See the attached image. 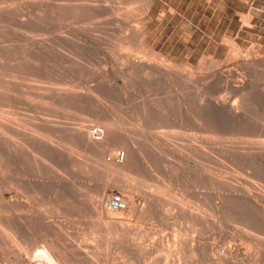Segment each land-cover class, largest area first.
I'll return each instance as SVG.
<instances>
[{
    "label": "bare ground",
    "instance_id": "1",
    "mask_svg": "<svg viewBox=\"0 0 264 264\" xmlns=\"http://www.w3.org/2000/svg\"><path fill=\"white\" fill-rule=\"evenodd\" d=\"M20 1H25L27 3L26 7H24V5L22 4L24 2L21 3ZM62 1H63V3H61V1H59L60 2L59 3L58 0H0V254L4 255L5 258H3V259H6V262H7V260L9 259V255L13 254L14 249H17V250L22 251V255L16 256V254H15V257L13 258V259H15V263L12 260L13 261L12 264H20V263H22V264H49V263H52L51 262L52 258L50 257L49 254H47L45 256L41 255L39 246L41 243H43V241H41V239L39 237L38 238L33 237L34 233L32 235V230L29 227L32 224L28 226L29 223H27L28 220L26 221V218L24 220H20V218H19V220H16L14 217L9 215V213L16 211L18 208L23 207V206L19 202V200L16 201V200H11V199H6V193L7 192H16V195H18V196H26L27 195V197H28V194L29 193L31 194L30 191H32L33 186H35L34 185L35 182H39L40 184L41 183L43 184V187L45 184V187L48 188V189H45V191L48 190L47 194H49V195H51V197L55 198V196H57V194L59 192H62L64 190L66 191V189L68 190V188H65L64 190H62L64 187L63 182H65V181H63L64 177L61 176V173H59L60 171L57 172L54 170L56 166L58 167V165L63 164L65 161L66 162L67 161L74 162L77 165H79V167L84 168V170L87 169L89 171L96 172V173L101 172L102 174L101 173L100 174L104 175L105 178H107V179L110 176H114L115 178L117 177L118 180L121 181L122 183H124V182L127 183L126 181H128V184H131L130 182L133 181V183L131 185H129V186H131L128 190L129 195L133 191L138 193V191L140 190L145 194V196L147 197L146 199L150 202L149 206L143 210L142 208H139V207L137 208L136 205H135L136 207L134 205H132L131 199L129 197L127 198V196H125L126 198L124 200L126 202V208L124 210H122V211H109V210H107V207H106V201H107L108 195L106 194L105 189H104V188H106V187H104L105 185L103 186L104 188H101L95 195H90V193L87 195V193H88L87 191L82 192L81 193L82 195H80V193H79L80 196H78V193H77V196L82 198V199H83V197H81V196L84 195V197H85L84 199H85L86 203L88 204V207L91 208L90 210L94 213L93 215H96V217H97V219H95V220H97V221H95L97 223L96 225L100 226L103 230H105L107 232V235H106L107 240L109 239L108 234L110 236H111V234H113L112 236H115L113 238L116 240H114V239L113 240L117 243V245H114L116 243H114L113 240L111 239L112 242L114 243L113 244L114 246L123 245V244L126 245L131 240H133V238H136V236H137V233L134 230L136 233V236L134 235L132 237V239L128 242V240L131 238V237L129 238L128 236H130L134 233L131 231V229L133 227L131 228V227H128V225H126L127 228H125L123 226V224L125 223L124 219H126L125 215H127L126 217L128 219H129V215H131V216L133 215V216H137V217L143 216L145 218V215L148 217L147 214L149 212L151 213L153 210L159 211L158 209L152 210V208H151L152 206H155V208L156 207H162L163 202H164V204H166L165 203L166 201H169L170 203L173 202L174 204L175 203L181 204L185 201L184 198H183L184 201L177 199L176 197H178L179 195L172 196L173 194L171 195L169 193V191L167 190L168 187H166V188L164 187L166 185L163 186V184H161V183L158 184V183L150 182L154 178L153 179L150 178L149 181L146 179L149 177L148 175L151 172L148 175L144 176V174L146 172L145 173H144V171L142 172V168H145V169H148V171H151V168L153 166L150 165V166H152L150 168L149 162H148L149 159H148V161H146L147 159L145 160L143 158L144 157L143 154L145 152H143L142 155L140 154L141 153L140 150H141L143 144H141V146H140L141 148H140V150H139L140 152H139L137 150L139 147L138 148L136 147V144H137L136 142H135L136 144L134 145V141L132 140L133 136L132 137L130 136L131 132L129 133V130H128V128H130L131 125H133L135 130L136 129L141 130V128L136 123V121H135L136 119L134 120L131 117V115L130 116L127 115L126 117H121V118L112 117L111 116L112 110H110L111 112L109 113V111H108L109 108L106 109V106L107 107L110 106V105H106L108 100L104 103V100L109 98L108 96H106L107 98L105 97L106 99L101 97L102 98L101 100L104 99L103 102L97 101L96 103H93L91 100L90 104L94 105V107H95V108L89 107V109H88L89 110V116L91 118L90 119L89 118H83V120H80L82 122H80L76 125H73V126L67 125L68 123L66 124L67 126H64L65 124H63V125L60 124L61 125L60 126V125L56 124V121L55 122L51 121V119H53V118H51L49 120V117L48 116L46 117L43 114L42 115L45 117H43V116L37 117L36 115H38V114L40 115V112L42 113V111H43L42 110L43 107L41 105H40V109H39L40 111L38 110V113L36 111L37 114L34 115L36 117H32L29 119H26V117L24 118L23 115L25 113H23V112L27 111V109H23L22 117H18V115L16 113L17 109L15 110V108L17 107V104H19V102H23V101L28 102V100H33L34 98L36 100V103H35V100L33 102L35 104V106L37 104H42L44 106V102L41 100L42 95H39V94L36 95L35 94L36 96H38V98H36L33 94L34 98H32L29 95V92L26 91L27 89L35 90L33 88H37L38 90L48 91L49 93L50 92H56L58 94V99L55 102L53 101L54 103L51 102V106H53V107L55 105L66 106L68 104L67 102H69V99H78L79 100L80 97L83 96V95L79 94L80 92L78 93V90L76 92L72 88H63V89L59 90V89H56L55 87H53L52 85H51L52 87L50 85H48L49 87H46L47 86L46 85L45 86L46 88L39 86V85L44 84V83H42V82H44L43 80L46 78V76L48 77V75H46L47 71L49 69V67H48L49 64L47 63V60L50 58V54H51V53H48L49 52L48 47L51 46V45L49 46L48 44L51 41H54V39L53 40L50 39L51 41L48 43V40L46 41L45 38L47 35L50 36V34H52V37L54 36L61 41L65 40V41L69 42L66 39H71L70 36L72 37V35H73V37H75V35H76L75 33H80L82 35L83 34L86 35L89 39L91 37L93 40H95L96 42L99 43V41H97V40H99L101 36L99 34L95 35V32L93 34V28H91L90 25L94 22L93 19H95L96 17H99V19H100V16L105 17L107 22L114 24L115 29H116L115 33H116V31L118 32L115 34L119 38V39H117L115 37L117 39V41L119 40L118 43H116L117 41L115 42V40H114L113 44H115V45H113V48H110V47H112V44L109 47L110 49L107 48V50L112 49L111 52L109 50L107 52L106 51H103V52L104 53L109 52V54H107V55H109V57H110V54L112 53V57H110V58H113L114 61L117 60L122 65H125L124 73L126 76L124 75L123 77H125V81H126L127 85H129V84L133 85L134 80H136L135 77L139 75L141 77H144L147 80V82L148 81H150V83L152 81L155 82V84H150V85L155 86V85H157L156 82L157 83L159 82L158 84L161 83L164 85L166 84L168 86L175 87L176 88L175 93H176L177 89H178V91H181V93L179 95H177V98H178V100H180V103L185 105V109L187 106H190V104H191V107L193 108V113H194L193 115L194 116H192L190 118H193L192 120L195 123V125L199 127V130L200 131L202 130L203 133L205 132L204 134L207 135V136H204V135H201V136L207 137L208 139H211V143L214 142V140H215L216 142H219L220 145L221 144L225 145L223 147L218 146L220 148L216 147L217 148L216 150L218 151V152H216L215 148L213 147V146H217L216 142H215L216 145L213 144V146H212L208 143L209 141L205 138V140H207L206 141L207 145L205 143H203L201 145L200 144L195 145V144L190 142V141H192V140H190V135H189V137L187 135V137L189 138V139H187V142L190 140L189 142L191 144V147L193 146L192 147L193 151L195 153L203 156L204 159H208L209 161L210 160L213 161L216 166L219 165L222 168L224 167L223 169L221 168L222 170H225V167H226V166H224L225 162H223V159L221 160L220 157H219V159H217V156L216 157L213 156L214 154H212L211 152H215V154L217 153L221 157H223V156H225L226 158L229 157L231 160H232V158H236V159L240 160L243 168L241 169L240 173L239 172L237 173V177H236L237 183L233 184L230 182L231 180L228 181L225 178L222 179L223 177L219 178L216 175L217 176V178L215 177L216 180L224 181V183L226 184L225 185L226 188L224 189V193L220 190L222 192V194L214 196L215 200L213 199L214 202L212 201L213 205L211 203V205H212V206L210 205L211 207L208 205L207 206L209 207L208 208L209 210L210 209L212 210V213H211L212 215L213 214H219V215L221 214L222 217L225 218L227 221L230 220L229 222H231V224L233 222V224H235V226L237 228H239L240 232L245 233L246 236L249 235V236L253 237V240H254V238L261 240L262 244L264 246V189H263L264 186L262 184H260V182L264 183V140H261L259 138L247 137L251 133L248 134L246 132L250 128V125H251V123H250L251 120H249L247 118V116H249V114L247 115L248 104L250 103V100L255 98V96L259 97V99H260V97H261L260 95H262V93H260L261 91H258L259 93L258 92L256 93L255 87L252 84L253 83L252 81L254 80V77L256 75H252V73H251V75L253 76V78H252V76L249 74V76H251L250 78H252L253 80L247 79L248 77L245 78L243 76H241L242 78L238 79L237 76H239V74L235 70H231L230 67H229L230 69L229 68L226 69V66H222L221 61H219L220 59L214 60L213 57L212 58L209 57L211 59V60L209 59L210 63H208L209 62V60H208V62H207L208 65H203V60L207 57V56L205 57V55H203L201 59L199 58L200 59V61H199L200 67L198 69H195L193 66H191L192 64H183L182 65V64H177V63L173 62L166 55H164L160 52H157L156 50L153 49V47H150L149 45H147L146 40L148 37V33L146 31V26H147L146 21L137 22V24H135V25L129 24V20L127 19L128 14L127 15L125 14V12H127V13H128V11L130 12V10H128V8L126 7L127 5L121 7V5L118 6L119 4L112 5L113 3H111L112 6L111 5L107 6L108 4H105V3L103 4V0H62ZM118 1L119 0H117V2ZM121 1L122 0H120V2ZM154 1L155 0H123V3L122 2L121 3H122V5H124V2H127V3L130 2L128 4V6H129V5H134V4H131V2L132 3L136 2L137 6L134 5L135 8H132L131 6H129V7H131L132 8L131 10H133V11L136 9V13H137V11H139V14L137 13L139 16H145V15L149 14V11H151V8L154 4ZM19 2L21 4L18 5L17 3H19ZM104 2H106V1H104ZM27 7H29V9L31 11L29 9H27ZM123 7L124 8L126 7L127 11H124ZM129 14L133 15V16L137 15L135 13H134L135 15L131 14V13H129ZM130 18H131V16H130ZM132 18H134V17H132ZM132 18H131V20H132ZM140 18H142V17H140ZM91 19L93 22L90 21ZM60 20L63 22H61ZM90 22H92V23L89 26L85 25L87 23L89 24ZM95 22H98V20H96ZM62 23H65L66 26L63 24L64 26L61 28ZM130 23H131V21H130ZM73 24H75V25H73ZM101 24H97V25H100V28H101V26L104 25V24H102V25ZM95 25H96V23H95ZM95 25H93V26H95ZM109 27H108V29H106L105 27L104 28H105V30L109 31V29H110ZM97 29H99V28H97ZM110 30L112 31V29H110ZM94 31H97V30L95 29ZM103 31H104V29H102L101 32H103ZM98 32L100 33L99 30H98ZM30 33L32 34V36ZM104 33L107 34V36L105 34L106 38L110 39V40H111V37L115 36L112 34H111L112 35L111 36L109 34V32L108 33L103 32V34ZM27 34H30V36L33 38V40L32 39L30 40L29 38H31V37ZM108 34L111 37H109ZM105 36H103V38ZM2 37L4 39L7 38L6 39L7 41H5L4 39L3 40L5 42L2 41V39H1ZM35 37L36 38L39 37V38H37V39H39V41L37 39H35ZM48 37H47V39L51 38V37H49V38ZM15 39H18V41L21 40L23 42L19 41L20 42L19 43ZM72 39L74 40V38H72ZM92 39H90V40L93 42ZM107 39H106V41L109 42L110 40L108 41ZM70 41H72V40H70ZM83 41H81V42H83ZM102 41L104 42L105 40L102 39ZM106 41L104 42L105 44H106ZM72 42L74 43L75 41H72ZM78 42H80V41H78ZM81 42H80V44H81ZM83 43L81 45H83ZM98 43H96V44H98ZM109 43H107V45ZM111 43H112V40H111ZM229 43H230V48H229L228 56H227V57H229V59L226 58V61L229 60L239 70L244 71L245 75H246V72H247V75H248V72H251L252 70L254 72V70L258 67L264 68V57L263 56H258V55H254V54L253 55H247L245 53H244L245 55H242L238 49L234 48L233 42H229ZM93 44H94V42H93ZM67 45H68V43H67ZM88 45H90V44H88ZM98 45H101V43H99ZM103 45L104 44H102L101 46L103 47ZM84 46H85V43H84ZM101 46H99V47H101ZM105 46L106 45H104V47ZM108 46H106V47H108ZM87 47H89V46H87ZM95 47H97V45ZM121 48L126 49V52H125L126 54L124 53L125 55L121 56V57H123L122 61H121L120 57L118 56V55H120L118 50H120ZM102 49L104 50V48H102ZM50 51H51V49H50ZM54 53H58V52H54ZM47 57H48V59H47ZM76 61H77V59H76ZM50 62H51V58H50L49 63ZM84 63H86V62H84ZM99 64H101V63H99ZM52 66H54V65H52ZM57 66H55V67H57ZM51 67H50V69H51ZM52 68H54V67H52ZM59 68H61V70H62V67H59ZM90 68H92V67H90ZM263 68H261V69H263ZM83 69H85V68L83 67ZM56 71L52 70L49 72L50 73L53 72V73H51V75H52ZM121 71H122V69H121ZM121 71H120V73H121ZM93 72H94V70H93ZM60 73H61V75H63L62 72H60ZM102 73H103V71H102ZM122 73H123V71H122ZM122 73H121V75L120 74L119 75L117 74V75L120 77V76H122ZM257 73H256V71L254 72V74H257ZM90 74H91V72H90ZM103 74H105V73H103ZM258 75H261V74L258 73ZM106 76L104 77L105 80L107 79ZM261 76H263V74ZM260 78H262V77H260ZM258 80H256V81H258ZM103 81H104V79H103ZM34 82H38L39 84H35ZM100 82H101V80H100ZM100 82L98 83V86L96 85L97 88L100 87V85H99ZM111 82H113V80H111ZM131 82H132V84H131ZM254 82H255V80H254ZM110 83L109 84L107 83V84L110 85ZM52 84H54V83H52ZM105 84H104V87L106 88V90L108 89V91H109V89H111V88H108V87H111V86L107 87V85L105 86ZM123 85H125V84H123ZM127 85H125L124 87H128ZM114 86H115V84H114ZM154 86H152V87H154ZM157 86H155V87H157ZM159 86L163 87L162 85H159ZM255 86H256V84H255ZM22 87H25L27 89L24 90V88H22ZM220 87L221 88L223 87V89L227 88V91L229 89L231 92V95L232 96L234 95V97L236 96L237 99L234 100L235 98H231L234 100V101L233 100L231 101L229 99V97H230L229 95H228V97H225V95H223V96H220L219 94L217 95V90H218V88L220 89ZM260 87L261 86H259V88ZM115 88H116V86H115ZM128 88H126L125 91L129 90ZM132 88H134V87L132 86ZM161 89H165V88H161ZM167 89H168V87H167ZM172 89H170L169 91H171ZM117 90H118V92H115L116 90L114 91V88H113V90H110V91H114L115 93L113 92V94L115 96L116 93H118V95H119L120 89H117ZM131 90L134 92L133 89H131ZM178 91H177V93H179ZM109 92H106V93L108 94ZM123 92L124 91H122L121 93L123 94ZM192 92H194V94H192ZM38 93H39V91H38ZM128 93H131V92H128ZM171 93H173V90ZM218 93H220V91ZM226 93L227 92L225 91V94ZM88 94L91 95V93H89V92H88ZM136 94H138V93H136ZM148 94H150V93H148ZM43 95H45V94L43 93ZM118 95H116L117 99H118ZM133 95H134V93L131 94L130 96L133 97ZM192 95H193V99H192ZM86 96H88V95H86ZM103 96H105V95H103ZM116 96H115V98H116ZM94 97H95V95H94ZM110 99L111 98H109V100ZM262 99H260V102L262 101ZM134 101H135V99L133 100V102L131 100V103H133V105H135L137 103L136 101H135L136 103H134ZM29 102H30L29 105L32 104L34 106V104L31 103V101H29ZM117 102H119V101H117ZM192 103H194L195 105ZM47 104H49V103H47ZM104 104H105V107H104ZM254 104H256V106H257L258 103H253V105ZM261 104L263 105V103H261ZM33 106H32V108H33ZM62 106H60V107H62ZM143 106L144 105H142V106L140 105L137 110H138V112L140 111L139 113H141L142 119L146 120V123H147V119L150 117L149 111L151 112V109L150 110L148 109L149 105H145V107H143ZM37 107L39 108V105H37L35 108H37ZM140 107H142V108H140ZM35 108L33 110H35ZM48 108L45 107V109H47V110L44 109V111H48L49 110ZM64 108H66V107H64ZM139 108H140V110H139ZM145 108H147V109H145ZM253 108H254V106H253ZM28 109H30V108H28ZM52 109H54V108L51 107L50 112L53 111ZM56 110H57V108H56ZM250 110H252V108ZM60 111L62 112L63 110L61 109ZM185 111H187V110H185ZM27 112H29V111H27ZM32 112H34V111H32ZM173 112H175V111H173ZM187 112L189 114V111H187ZM249 112L252 113L253 111H249ZM54 113H55V111H54ZM183 113H184V111H183ZM66 114H68V113H66ZM133 114H134V112H133ZM81 115H83V114H81ZM25 116H26V114H25ZM190 116H191V113H190ZM152 117L153 116H151V118ZM183 118H184V116H183ZM249 118L251 119V117H249ZM148 120H152V119H148ZM181 122H182V120H181ZM92 124H99V125H102L104 127L105 135L101 141L97 142V141L91 140L89 133H88V130H89L90 125H92ZM71 125H72V123H71ZM128 125H130V127ZM144 125H146V124H144ZM144 125H143V127H145ZM183 125H185V123ZM147 126H148V124H147ZM198 127H196V129ZM251 127L253 128V126H251ZM142 131H141V134H142ZM262 132H263V130H262ZM159 133L160 132H158L157 134H159ZM161 133H163V132H161ZM259 135L261 136L262 134H259ZM160 136H161V134H160ZM187 137H185V138H187ZM203 137L201 139H203ZM142 141L140 139V142H142ZM189 142L186 144L190 145ZM203 142H204V139H203ZM143 143H144V141H143ZM153 146L151 145L152 148H153ZM185 146L187 147V145H185ZM186 147H185V149H186ZM117 148L118 149L122 148L124 150V153H125L124 159L121 163L117 162L114 159V155L117 151ZM153 149L155 151L159 152L156 149V147ZM188 150H191V149H188ZM78 151H81L83 153L82 158H78L74 155ZM193 151H191V152H193ZM160 152H161V150H160ZM145 156H148V155L146 154ZM201 156H200V158H201ZM145 158H147V157H145ZM226 158H225V161L227 160ZM230 159H228V160H230ZM235 160H233V161H235ZM239 160H237V161H239ZM153 161H155V160L153 159ZM153 161H151V162H153ZM236 162H234L233 164H235ZM53 164L55 165V167ZM211 165H213V164H211ZM201 166H202V164H201ZM207 166H208V168H210L209 164H207ZM219 166H218V169L221 170L219 168ZM239 167H241V165H239ZM159 168H160V166H159ZM172 168H174V167H172ZM205 168L206 167H203V171ZM237 168H238V166H237ZM191 169H193V168H191ZM211 169H215V168L213 167ZM231 169H230V171H231ZM185 170H186V168H185ZM188 170H189V168H188ZM196 170L194 172L196 174H198L197 173L198 171L196 172ZM237 170H239V169H237ZM207 172H205L204 176L206 175ZM213 172L210 171L208 173L211 174ZM96 173H93V174L97 175ZM189 173H191V171ZM195 173H193V174L195 175ZM203 173H202V175H199V176H201V178L203 176ZM219 173H221V171ZM225 173L227 174V170L225 171ZM225 173L223 172V174H225ZM234 173H235V171H234ZM100 174H98V176H100ZM158 174H159V172H158ZM213 174H211L210 176H213ZM194 175H193V177H194ZM214 176H213V178L212 177L209 178V176H205V179H206V177H208L209 179L212 178V181H213ZM65 177H66V175H65ZM195 177H197V175H195ZM102 178H103V180L105 179L103 176H102ZM109 179L107 181H109ZM111 179H113V178H111ZM106 180H105V182L108 183ZM258 181H259V183H258ZM113 182H114V185L119 184V182L117 180L116 181L114 180ZM113 182H111V184H113ZM149 182L151 183L152 187H154L155 190H152V191L150 189H149L150 191L148 190V188H151V186L149 187V185H150ZM193 183H192V185H193ZM116 186H118V185H116ZM122 186H118V188L122 187ZM124 187H125V185L122 188L124 189ZM194 187L195 186H193V188ZM126 189H125V191H127ZM70 191H72V190H70ZM123 193H126V192H123ZM143 193H140V194L143 195ZM132 194H134V192ZM201 194H203V193H201ZM60 195H61V193H60ZM86 196H88V197H86ZM58 197H59V194H58ZM57 198H55V200ZM200 199L201 198H199V202H200ZM23 200H25V199H23ZM51 200H53L55 203H57L56 201L58 199L56 201L54 199H51ZM147 200H146V202H147ZM173 200H176L177 202H175ZM217 200H218V202H217ZM201 201H202V199H201ZM146 202H144V203H146ZM186 202L191 203V201H189V200L185 201V203ZM25 203L27 204V202H25ZM83 203L84 202H82V204ZM68 204H67V206H68ZM150 204H151V206H150ZM179 204H177V206ZM146 205H148V204H146ZM167 205H168V203H167ZM186 205H187V203H186ZM198 205H200V204H198ZM196 206H197V204H196ZM167 207H170V206L168 205ZM183 207H181V208H183ZM199 207H202V206H198V208ZM190 208H192V207H190ZM161 209H164V208L163 207L160 208V211H163ZM166 209L167 210H164V211L169 210V208H166ZM178 209H179V207H178ZM188 210L190 211L189 208H188ZM204 210L207 211V209H202V211H204ZM155 211H153V212H155ZM183 211H186V210L183 209ZM192 211H190V212L192 213ZM1 212L3 214H1ZM74 212H75V209H74ZM110 212L116 213L115 217L112 220H110L109 216H108L109 215L108 213H110ZM181 212H182V210H179V213H181ZM188 212H185V214ZM209 212H211V211H209ZM160 213L161 212H159V214ZM182 213H184V212H182ZM206 213H208V212H206ZM192 214H194V213H192ZM201 215H203V214H201ZM131 216H130V218H131ZM196 216H198V215L196 214ZM204 216H206V215H203V217ZM189 217L191 219V216H189ZM199 217L201 219V216H199ZM209 218H210V221L213 223V221H212L213 219H211V217H209ZM40 220L47 227L45 237H47L48 241L44 240V243H43L46 246V249H49V250L54 249L55 254H58L56 250L62 249V253L60 254V258H61L62 263L79 264L80 263L79 261H78L79 263L76 262V260L79 259V256H81V254H80L81 252H79V250H80L79 247L72 244L68 240L67 236H65L64 232L63 231H62L63 233L61 232V230L59 229L60 227L58 228V226H56L54 223H51L50 222L51 220L49 222L43 221L44 219H40ZM203 220H206V219H203ZM207 222H209V221H207ZM222 222H223V220H222ZM126 224H127V222H126ZM94 225L95 224H92V226H94ZM213 225H215V223ZM131 226H133V224ZM94 227H96V226H94ZM137 227H139V226H137ZM128 228H129V230H128ZM102 229H101V231H102ZM130 231L132 232V234L130 233ZM90 232H92V231H90ZM140 232L141 231H138V233L141 235ZM176 233L177 232H174L175 236H176ZM243 233H241V234H243ZM101 234L102 235L104 234V235L102 236ZM101 234H100L102 236L101 239H103V237H105V233L101 232ZM174 234H173V238H175ZM140 235H139V237H142ZM199 237H200V235H199ZM137 238H138V236H137ZM176 238H178V241H180L179 239L181 238V236L176 237ZM98 239L101 240L100 238H98ZM105 240H106V238H105ZM111 240H110V242H111ZM139 240H141V239H139ZM147 240H149V239L147 238ZM185 240L186 241L178 242L175 239L174 244H175V241L177 242V244L180 243L181 249H183L184 247H182L183 246L182 244L189 246L188 245L189 242L193 243V242H191L192 240L187 241V238ZM140 242L142 244V241H140ZM186 242H188V244ZM222 242H225V240ZM102 243H103V241H102ZM133 243L131 242V244L134 245V247H132V248L136 249L135 246H138V245H136L135 243H137V242L134 241ZM198 243H200V242H198ZM202 243H200L197 246L193 245L192 247H195V251L197 250L196 253L198 252V254L200 255L199 257L203 258V260L205 259V261H206L205 263H207V264H230V263H234V260L236 259V254L232 250L233 247H231L230 245H227L228 243L226 244L225 247L223 246V248H218L216 245H214V242H212L213 244H209V243L208 244H202ZM244 243H246V242H244ZM259 243L261 246L262 245L261 242H259ZM107 244H108V242H107ZM154 244H155V242H154ZM133 245H129V246H127V248H130V246H133ZM164 245H165V243H164ZM258 245L259 244H257V246ZM161 246H162V244H161ZM161 246H160V249L163 248ZM173 246H175V245H173ZM176 246H179V244ZM95 247H96V249L98 248L97 246H95ZM122 247L124 249H126L124 247V245ZM139 247H142V245L140 246V244H139ZM143 247H145V246H143ZM248 247H250V246L247 245V248ZM252 247L250 249H252ZM108 248L109 247H107V249ZM148 248H145V249H148ZM178 248L179 247H177V249ZM255 248H257V247L255 246ZM114 249L116 250V248H114ZM119 249H120V255H123L122 254L123 251H121V248H119ZM174 249L176 250V248H174ZM187 249L189 250L188 247H187ZM115 250H113V251H115ZM117 250H116V252H117ZM136 250H138V248ZM148 250L146 251V250L142 249V251H146V252H148ZM167 250H164V249L162 250L165 253V254L163 253L165 255V257H169V255L167 253H170V252H168ZM169 250H171V248ZM183 250H182V253L184 254V252L186 250L185 251H183ZM247 250L249 252V253L247 252L249 255L251 250L250 251H249V249H247ZM94 251H97V250H94ZM134 251L132 250L133 256H134V254H133ZM165 251H167V253ZM195 251L193 250L192 253L191 252H187V253H191V255H194ZM34 252L36 253V255H34L35 254ZM128 253H127L126 258L129 257ZM139 253H138L139 256H143V255H141V253H142L141 250L139 251ZM179 253H180V251H179ZM84 254H85V256L87 255V253H84ZM151 254H152V252H151ZM163 254H162V256H164ZM166 254H167V256H166ZM252 254L256 258L258 257L259 260H260V258H261V260L263 259V262H264V253L260 254L258 252V249L257 250L255 249L254 253H252ZM105 256H107V255L105 254ZM124 256H126V253L124 254ZM135 256H134L135 258L139 257V256L137 257V255H135ZM185 256H186V254H185ZM82 257H84V256H82ZM134 257L132 258V260L134 259ZM196 257H198V256H196ZM248 257H250V256H248ZM119 258H120V256H119ZM122 258H124V257H122ZM130 258H131V256H130ZM130 258H129V260H130ZM139 258H142V257H139ZM186 258H187V256H186ZM188 258H189V256H188ZM256 258H255V260H256ZM109 259L107 258V260H109ZM111 259L113 260V258H111ZM200 259H199V261H201ZM142 260H144V259H142ZM150 260H151V258H150ZM157 260H156V262H158ZM186 260H188V259H186ZM195 260H196V258H195ZM240 260H242V259L240 258ZM246 260L248 261L247 258H246ZM82 261H81V263H82ZM109 261H111V260H109ZM247 261L242 262V264L247 263ZM140 262H141V259H140ZM255 262H257V260ZM255 262H253V264ZM145 263H147V261ZM148 263H150V261H148ZM234 264H236V263H234ZM259 264H260V261H259Z\"/></svg>",
    "mask_w": 264,
    "mask_h": 264
},
{
    "label": "rangeland",
    "instance_id": "2",
    "mask_svg": "<svg viewBox=\"0 0 264 264\" xmlns=\"http://www.w3.org/2000/svg\"><path fill=\"white\" fill-rule=\"evenodd\" d=\"M59 1H61V3H63L62 0H58V2ZM104 1H106V2L108 1V2L106 3ZM20 2L21 3L24 2L22 4L24 5V7H26L27 3L25 1H20ZM20 2L17 4L18 5L21 4ZM121 2L123 3V0ZM121 2H120V0L118 2H117V0H114V1L113 0L112 1L111 0H103V4L104 3L108 4L107 6H110L111 3H113L112 5L119 4L118 6L121 5V7L127 5L126 7L128 8V10H130V12L129 11H128V13L125 12V14L126 15L128 14L127 19L129 20L130 25H135V24H137V22L146 21L147 22L146 31L148 33V37L146 40L147 45H149L150 47H153V49L156 50L157 52H160V53L166 55L173 62H175L177 64H182V65L183 64H192L191 66H193L195 69H198L200 67L199 61L202 58V56L205 55V57L207 56L208 58L206 57L203 60V65H208L207 62L212 57L214 60L220 59L219 61H221L222 66H226V69H228L230 67L231 70H235L239 74V76H237L238 79L242 78L241 76H243L245 78L248 77L247 79H252L253 78L252 75H256L255 76L256 78L254 77L255 82L253 79H252L253 81L252 80L251 81L253 82L252 84L255 87L256 93L258 91H261L260 93H262L263 96L260 95L261 96L260 99H262V98L263 99L260 102L259 97L255 96L256 99L253 98L252 100H250V103L248 104V109H247V112H248L247 115L249 114V116H247V118L249 120H251V122L249 121L251 123V125H250V128L246 132L248 134L251 133L247 137L259 138L261 140H264V127H263L264 126V123H263L264 122V102H263L264 101V68L258 67L254 70V72L256 71V73L258 72L261 75L263 74V76L258 75V73L254 74L253 70L251 72H248V75L246 72V75H247L246 76L244 71L239 70L229 60L226 61V58L229 59V57H227L228 51L230 48L229 42H233L234 48L238 49L242 55H245V54L253 55L254 54V55L264 57V0H155L153 6L151 8L152 12L149 11V14H147L145 16H139L138 15L139 11H137V13H138L137 14L136 9L134 10L135 12L133 10H131L132 8H135L134 5L137 6L136 2H134V3L131 2V4H134V5H129L132 8L128 6V4L130 2L129 3L124 2V5H122ZM126 7L125 8L123 7L124 11H127ZM27 9H29V7H27ZM129 13H131V14L135 13L138 16L135 14H134L135 16H133V15H130ZM130 16H131V18L132 17H134V18H132V20H131ZM101 17L102 16H100V19H99V17H96L95 19H93L94 22L91 19L90 21H92L93 23L90 22L89 24L87 23L85 25L89 26L92 23L90 26H91V28H93V34L95 32V35L99 34L101 36L100 39L97 41H99V43H101V45L104 44V45L108 46L110 44L108 47H106V46L104 47V45H103V47L101 45H98L99 43L90 37V39H92L94 42V44H93V42L86 35H84V34L82 35L80 33H75L76 34L75 37H73V35H72V37L69 35L71 39H66V40H68L70 43L65 41V40H64L65 42L61 41L54 36L52 37V34H50V36L47 35L45 38L46 41L48 40V43L54 39V41L50 42L51 44L50 43L48 44L49 46L51 45L50 46L51 48L48 47V51H49L48 53H51L50 58H51V62L53 64L51 62L49 63L50 58L48 59V57H47V59L49 60V61L47 60V63L49 64L48 65L49 69L52 65H54V66H52L54 68L51 67L50 70L48 69L47 74H46V75H48V77L50 76L51 78L50 77L48 78L46 76V78L43 80L44 82H42L45 85L42 84L43 86L42 85H39V86L46 88V87H49L48 85H50V86L52 85L53 87H55L56 89H59V90H61L63 88H72L76 92L78 90V93L80 92L79 94H81L83 96L80 97L79 100L78 99H69V102H67L68 104L66 106L60 105V106H62V107H60L59 105H55L53 107V106H51V102H53V101L55 102L58 99V94L56 92H50L49 93L48 91H41V90H38L37 88H33L35 90H30V89H27L25 87H22V88H24V90L27 89L26 91L29 92V95L32 98H34V96L36 98H38V96H36L38 94L42 95L41 100L44 102V106L46 105L45 107H47V108L49 107L48 108L49 110L44 111L45 107L42 104H37V105H39V108L38 107H37L38 109L35 108L37 105L35 106V104L33 103L35 100V98H34L33 100L27 99L28 102H26V101L19 102V104H17V107L15 108V110L17 109L16 113H17L18 117H22L23 109H27V111H29L30 113L27 111L23 112L26 114V116H25V114L23 115L24 118L26 117V119L36 117V116L41 117V116L45 115L46 117L47 116L49 117V120L51 118H53V119H51V121H54V122L56 121V124H58V125L65 124L64 126H67V125L73 126V125H76V124L82 122L80 120H83V118H89V119L91 118L89 116V110L88 109H89V107L95 108L94 105L90 104L91 100L93 103H96L97 101L103 102V100L107 98L106 96H108L111 99L109 100V98H108V99L104 100V103L108 100L106 105H110V106H108V107L106 106V109L109 108V110H108L109 113L111 112L110 110H112V112H111L112 117L121 118V117H126L127 115H129V116L131 115V117L134 120L136 119L135 120L136 123L141 128V130H138V129L135 130L133 125H131V124L130 125L132 128L130 127V125H128L130 128L127 127L129 130V133L131 132L130 136L131 137L133 136L132 140L134 141V145L137 143L136 147L137 148L139 147L137 150L139 151L141 148L140 147L141 144H143V146L140 150L141 151L140 154L142 155V153L145 152L143 154L144 155L143 158L145 160L147 159L146 161H148V159H149V161H148L149 166L152 165L154 167L153 168L152 166H150V168L152 167L151 171H148V169L142 168V172L143 171H144V173L146 172L144 174V176L148 175L151 172L150 173L151 175L149 174L148 175L149 177L146 179L149 181L150 178H152V179L154 178L150 182L158 183V184L161 183V184H163V186L166 185L164 187L165 188L168 187L167 190L169 191V193L171 195L173 194L172 196L179 195L178 197H176L177 199L182 200V201H184V199H185V201L189 200V201H191V203L186 202L187 203V205H186V203L184 201L183 202L184 204L183 203H181V204L177 203V204H179L177 206V204L175 203L176 204L175 205L173 202L170 203L169 201H166L165 202L166 204H164V202H163L162 207L164 209H161L163 211H160V208H162V207H156L155 208V206H152L151 207L152 210L158 209L159 211L153 210L155 212H153V211L151 213L149 212L147 214L149 218L146 215H145V218L143 216L137 217V216L132 215L133 216L132 217L131 215H129V219H128L126 217L127 215H125V218H126V219H124L125 225L123 224V226L125 228H127L126 225H128V227L134 228V229L132 228L133 230L130 228L134 234H132V232L130 231V233L132 235L128 236L129 238L131 237L128 240V242L132 239V237L134 235L136 236V233L138 236V238L136 236V238H133V240H131L129 243H127L128 245L123 244L124 247L127 249L126 250L122 247L123 245L114 246V245H117V243L114 241L116 239L113 238V237H115V236H112L113 234H111L112 237L108 234V236H109L108 238L110 240L114 239L113 242L116 244H114L112 242V240H111V242L109 239L107 240V236H106L107 232L105 230H103L100 226L96 225L97 223L95 221H97V220H95V219H97V217H96V215H93L94 213L90 210L91 208L88 207V204L86 203V201L84 199L85 198L84 195L81 196V197H83V199L78 197V196L82 195L81 193L85 192V191L88 192L87 195L89 193H90V195H95L101 188L106 187L104 189H105L106 194L108 195L107 199H108L110 194H112L114 192H118L122 195V197L124 199L126 198L125 196H127V198L129 197L131 199L132 205H134V206L136 205L137 208L139 207V208H142L144 210L146 207L149 206V203H150L146 199L147 197L145 196V194L139 190L138 193L133 191L134 194H132L133 193L132 192L131 193L132 195L131 194L129 195L128 190L131 187L129 185H131L133 183V181L130 182L131 184H128V181H126L127 183H125V182L122 183L121 181L118 180L117 177L115 178L114 176L108 177V179L109 178L110 179L113 178V179H111V180L109 179V181H107L108 179L105 178L104 175H101L102 174L101 172L96 173V172L89 171L87 169L84 170V168L79 167V165H77L74 162H69V161L66 162L65 161L63 163L64 165L61 164V165H58V167L57 166L55 167V165L53 164L55 167L54 170L57 172L60 171L59 173H61V176L64 177L63 181H65V182H63L64 187L62 190H64L65 188H68V190L66 189V191L61 190L62 192L58 193L59 197H58V194H57V196H55V198L58 197L57 198L58 200L56 199L57 201L55 200V198L51 197V195L47 194L48 190L45 191V189H48V188L45 187V184L43 187L42 183H41L42 184L41 185L39 182H35L34 185L36 187L33 186V189L35 188L34 189L35 191L32 189V191H30L31 194L29 193L28 197H27V195L26 196H18V195H16V192H7L6 193V199H11V200H16V201L19 200V202L23 206V207L18 208L16 211H13L14 213L13 212L9 213V215L14 217L16 220H19V218H20V220H24L26 218V221L28 220L27 223H29L28 226L32 224L29 227L32 230V235L34 233L33 237H35V238L39 237L41 239V241H43V243H44V240L48 241L47 237H45L47 227L45 224L42 223V221L40 219H44L43 221H45V222H49L51 220L50 222L54 223L56 226H58V228L60 227L59 229L61 230V232L62 231L64 232V234H65V236H67L68 240L72 244H74L75 246H78L79 249L81 250V251L79 250V252H81L80 253L81 256H79V259L76 260L77 263H79V262L81 263V261L83 260L84 261V262L82 261L83 264H106V263L107 264H159V263L160 264H172V263L173 264H181V263L182 264H199V263L200 264H207V263H205L206 262L205 259L203 260V258L199 257L200 255L198 254V252L196 253L197 250L195 251V247H192V246L193 245L197 246L202 242H203L202 244H208V243L213 244L212 242H214V245H216L218 248H223V246L225 247L227 243H228L227 245H230L231 247H233L232 250L236 254V259H235L236 261L234 260V263H236V264H242V262H246L247 261L246 258L248 259L249 262L247 261V263H243V264H248V263L253 264V262H255L256 260H257V262H255L256 264H259V261H260V264L261 263L264 264L263 259L261 260V258H260V260H259L258 257L256 258L252 254V253H254L255 249L256 250L258 249V252L260 254L264 253V246H263L261 240H258L255 238L253 240V237H251L249 235L246 236L245 233L239 231V228H237L235 226V224H233V222L231 224V222H229L230 220L227 221L225 218L222 217L221 214L220 215L219 214H213L212 215L211 214L212 210L208 209L209 208L208 206H210L212 201L214 202V200H215L214 196L215 195H221L222 192L224 193V189L226 188V186H225L226 184L224 183V181L216 180L217 176L219 178L223 177L222 179L225 178L228 181L231 180L230 181L231 183L236 184L237 183V178H236L237 173L238 172L240 173L241 169L243 168L242 163L240 162L239 159L232 158V160H231L229 157H227V158L225 156L221 157L217 153L215 154V152H211L212 154H214L213 156H215V157L217 156V159H219V157H220V159L221 160L223 159V162H225V165H224V166H226L225 170H222L224 167L222 168L221 166L218 165L220 169L222 168L221 170H219L218 166H216L213 161H211V160L209 161L208 159H204L203 156H201V155H199L193 151V149H192L193 146L191 147L190 142L195 144V145H199V144L201 145L203 143L206 144L207 143L206 141L208 140L209 141L208 143L213 146V144H215L216 141L214 140V142L211 143V139H208L207 137L201 136V135H204V136H207V135L204 134L205 132L203 133L202 130H201L202 131L201 132L199 130V127L196 126L195 123L193 122V120H192L193 118H190V117L194 116L193 115L194 114L193 108L191 107V104H190V106H187L185 109V105L180 103V100H178V98H177V95H179L181 93V91H178V89H177L176 93H175V89H176L175 87L168 86L166 84L164 85L161 83L158 84L159 82L158 83L156 82V84L158 86L155 85V86H157V87H155L154 85H150V84H155V82H153V81L151 83H150V81L147 82V80L144 77H141L139 75L135 77L136 80H134L133 85H130V84L127 85V83L125 81V77H123L125 75V73H124L125 65H122L119 61H117V60L114 61L113 58H110V57H112V53L110 54V57H109V55H107V54H109V52L108 53L103 52V51L107 52L110 48H113V45H115V44H113V41L115 40V42H116L117 39H119V38L117 35H115L116 33H118L117 31L115 33V30H116L115 25L107 22L105 17H102V18ZM140 17H142V18H140ZM96 20H98L99 23L95 22ZM130 21H131V23H130ZM61 22H63V21H61ZM95 23H96V25H95ZM101 23L104 24L105 26L102 25ZM63 24L65 25V23H62L61 28L64 26ZM97 24H101L102 25L101 28L103 26L106 28L107 26L109 27L111 25L109 28L112 29V31L110 29H109V31L105 30V28L103 27L102 28V29H104L103 32H107V33L109 32L110 35L111 34L115 35L113 37L114 38L116 37L117 39L116 38L114 39L113 37H111L112 35L110 36L108 34V36L111 37V40H112V43H111V40L106 38L107 34L106 33L103 34V32H101L102 29L100 28V25H97ZM73 25H75V24H73ZM93 25H95V26H93ZM108 27L106 29H108ZM97 28H99V29H97ZM95 29L97 31H94ZM98 30L100 31V33L103 36H105V34H106V36L104 37L105 39L98 32ZM30 34H27V35L30 36ZM31 36H32V34H31ZM48 36L51 38H49ZM47 37L49 39H47ZM37 38H39V37H37ZM37 38L35 37V39H37ZM72 38H74V40ZM1 39H2V41H4V40L7 41L6 40L7 38L4 39L2 37ZM29 39L33 40L32 37ZM102 39L105 41H106V39L108 41L110 40L109 41L110 43L106 41V44H105L104 43L105 41L103 42ZM15 40L17 42H19V41L23 42L21 40L18 41V39H15ZM37 40L39 41V39H37ZM70 40L75 41V42L73 43ZM78 41H80V42L83 41L85 43V46H84L83 42H81V44L83 43V45H81L80 42H78ZM118 41L116 43H118ZM67 43H68V45H67ZM96 43H98V44H96ZM107 43H109V44L107 45ZM88 44H90V45H88ZM111 44H112V47H110ZM96 45H97V47H95ZM87 46H89V47H87ZM99 46L104 48V50ZM107 48H109V49L107 50ZM50 49H51V51H50ZM111 50H109V51L111 52ZM54 52H58V53H54ZM118 52L120 54L118 56L120 57V59L122 61L123 57H121V56L126 54L125 53L126 49L121 48L120 50H118ZM76 59H77V61H76ZM210 60L208 63H210ZM84 62H86V63H84ZM99 63H101V64H99ZM57 65L59 67H62V70ZM55 66H57V67H55ZM83 67L85 69H83ZM90 67H92V68H90ZM261 68H263V69H261ZM121 69H122L123 73H122ZM52 70L53 71L57 70L55 72L56 74L54 73L51 75V73H53V72L50 73L49 71H52ZM93 70H94V72H93ZM102 71L105 74H103ZM120 71L122 73V76L119 77L118 75L119 74L121 75ZM60 72H62L63 75H61ZM90 72H91V74H90ZM251 73H252V75H251ZM249 74L252 76V78H250L251 76H249ZM105 76L107 78L106 79L107 81L104 78ZM260 77H262V78H260ZM103 79H104V81H103ZM100 80L102 83L100 82ZM111 80H113V82H111ZM256 80H258V81H256ZM99 82H100L99 85L101 88L100 87L97 88ZM34 83L39 84L38 82H34ZM52 83H54V84H52ZM103 83L105 84V86L107 85V87L111 86V87H108V88H111V89H109V91L113 90V88H114V91L116 90L115 92H118L117 89H120L119 95H118V93L115 94V96L118 95V99H117V96L115 98V96L113 94L114 91L109 92L108 89L106 90ZM107 83L108 84L110 83V85H108ZM114 84H115L116 88H115ZM123 84L127 85L129 88L124 87L125 85H123ZM131 84H132V82H131ZM255 84H256V86H255ZM159 85H162L163 87H161ZM132 86L134 88H132ZM152 86H154V87H152ZM259 86H261L260 87L261 89L259 88ZM167 87H168V89H167ZM126 88L129 89V90H126L127 92L125 91ZM161 88H165V89H161ZM131 89H133L134 92ZM170 89L173 90V93H171L172 90L169 91ZM224 90L227 92L226 94H225ZM38 91H39V93H38ZM122 91H124L123 94L121 93ZM177 91L179 93H177ZM219 91H220V93H218ZM88 92L91 93V95L88 94ZM106 92H109L110 94L108 93L109 94L108 95ZM128 92H131V93H128ZM132 92L134 93V95L136 97L134 95H133L134 98L132 96H130L131 94H133ZM147 92L150 94H148ZM43 93L45 95H43ZM136 93H138V94H136ZM33 94H34V96H33ZM192 94H194V92H192ZM218 94L220 96L225 95V97H228V95H229L230 96L229 99L231 101L233 100L231 98H235L234 100L237 99L236 96L234 97V95L233 96L231 95V92L229 89L227 91V88H224V89H223V87L222 88L220 87V89L218 88L217 95ZM86 95H88V96H86ZM94 95H95V97H94ZM103 95H105V96H103ZM101 97L104 99L101 100L102 99ZM134 99L138 103L137 104L134 101V103H136L137 105L136 104L133 105V103H131V100L133 102ZM192 99H193V95H192ZM29 101H31V103H33L34 106L32 104L29 105L30 104ZM117 101H119V102H117ZM35 103H36V100H35ZM47 103H49V104H47ZM253 103H258V104L256 106V104L253 105ZM261 103H263V105ZM192 104H194V103H192ZM40 105L43 107V108L42 107L41 108L46 114L42 111V113L40 112V115L39 114L36 115L38 113V110L40 109ZM138 105L139 106L144 105L143 107H145V105H149V107L148 106L147 107L149 110L151 109V112L148 110L149 116H150L148 119H152V120L147 119V123H146V120L142 119L141 113H139L140 111L138 112V110H137L139 107ZM32 106H33V108H32ZM253 106H254V108H253ZM51 107L54 108L55 110L52 109L53 111L50 112ZM64 107H66V108H64ZM104 107H105V104H104ZM28 108H30V109H28ZM34 108H35V110H33ZM56 108H57V110H56ZM140 108H142V107H140ZM140 108H139V110H140ZM251 108H252V110H250ZM61 109L63 111L65 110V111L61 112L60 111ZM145 109H147V108H145ZM45 110H47V109H45ZM185 110L189 111V114ZM32 111H34L35 113ZM36 111H37V113H36ZM54 111H55V113H54ZM173 111H175V112H173ZM183 111L185 114L183 113ZM249 111H253V112L251 113ZM65 112L68 114H66ZM133 112H134V114H133ZM80 113L83 115H81ZM190 113H191V116H190ZM34 115H36V116H34ZM45 116H43V117H45ZM151 116H153V117L151 118ZM183 116H184V118H183ZM249 117H251V119ZM181 120H182V122H181ZM71 123H72V125H71ZM184 123H185V125H183ZM144 124H146V125H144ZM147 124H148V126H147ZM143 125L145 127H143ZM251 126H253V128ZM196 127H198V128L196 129ZM262 130H263V132H262ZM141 131H142V134H141ZM158 132H160V133L157 134ZM161 132H163V133H161ZM160 134H161V136H160ZM259 134H262V135L260 136ZM187 135H188V137L190 135V140H192V141L189 140L190 142L188 141L190 145L186 144V143H188L187 139H189L187 137ZM185 137H187V138H185ZM202 137L204 139V142H203V139H201ZM205 138L207 140H205ZM140 139H141V141L143 140L144 143H143V141L140 142ZM216 144H217V146H213L215 148V150L217 148H220L221 146L222 147L225 146L224 144L220 145L219 142H216ZM151 145L152 146L154 145L153 148L156 147V149L159 152L155 151L151 147ZM185 145H187V147ZM218 146H220V147H218ZM185 147L187 150L185 149ZM188 149H191V150H188ZM160 150H161V152H160ZM117 151H124V150L122 148H119V149L117 148ZM117 151H116V153H117ZM191 151H193L194 153ZM216 152H218V151L216 150ZM146 154L148 156H145ZM74 155L78 158H82L83 153L81 151H78ZM200 156H201V158H200ZM145 157H147V158H145ZM224 157L227 159L226 161H225ZM152 158L155 161H153ZM228 159H230V160H228ZM233 160H235V161H233ZM237 160H239V161H237ZM151 161H153V162H151ZM234 162H236V163L233 164ZM201 164H202V166H201ZM207 164H209L210 168H208ZM211 164H213V165H211ZM239 165H241V167H239ZM159 166H160V168H159ZM212 166L215 169H211V168H213ZM237 166H238V168H237ZM172 167H174V168H172ZM203 167H206L207 169L205 168L203 171ZM185 168H186V170H185ZM188 168H189V170H188ZM191 168H193V169H191ZM230 169L232 172L230 171ZM237 169H239V170H237ZM195 170H196V172L198 171L197 172L198 174H196L194 172ZM226 170H227V174L225 173ZM233 170L235 171L236 174L234 173ZM190 171H191V173H189ZM207 171L208 172L211 171L214 173V174L211 173V174H213V176L215 175L213 181H212L213 176H210L211 174L208 173ZM220 171H221V173H219ZM158 172H159V174H158ZM205 172H207L205 176H209V178L210 177H212V178L209 179L208 177H206V179H205V176H204ZM223 172L225 174H223ZM93 173H96L97 175H95ZM193 173H195V175H197L198 178L195 177V175ZM202 173H203V176L201 178V176H199V175H202ZM98 174H100V176H98ZM65 175H66V177H65ZM193 175H194V177H193ZM102 176L105 178L104 180H103ZM105 180L108 183H106ZM114 180L115 181L117 180L119 182L120 185L115 183L118 186H122V185L124 186L125 185L124 189L122 188L123 186L118 188V186L114 185V182H113ZM111 182H113V184H111ZM192 183H193V185H192ZM258 183H259V181H258ZM260 184H262L264 186L263 182H260ZM150 186H151V188H148V190L149 189L151 191L155 190L154 187H152L151 183H150L149 187ZM193 186H195V187L193 188ZM125 189L127 191H125ZM70 190H72V191H70ZM123 192H126V193H123ZM60 193H61V195H60ZM77 193H78V196H77ZM79 193H80V195H79ZM140 193H143V195ZM201 193H203V194H201ZM86 197H88V196H86ZM199 198H201L202 201L200 199V202H199ZM23 199H25V200H23ZM51 199H54L58 204L55 203ZM146 200H147V202H146ZM143 201L146 203H144ZM173 201L177 202L176 200H173ZM25 202H27V204ZM82 202H84V203L82 204ZM217 202H218V200H217ZM167 203L170 207H167L168 206ZM67 204H68V206H67ZM146 204H148V205H146ZM196 204H197V206H196ZM198 204H200V205H198ZM212 205H213V203H212ZM150 206H151V204H150ZM198 206H202L203 208L202 207L198 208ZM178 207H179V209H178ZM181 207H183V208H181ZM187 207L190 209V211L193 210L194 212L192 211V213H194L195 215L192 214L188 210ZM190 207H192V208H190ZM166 208H169V210L164 211V210H167ZM74 209H75V212H74ZM183 209H185L186 211H183ZM202 209H207V211L206 210L202 211ZM179 210H182V212H184V213H182V212L179 213ZM208 210L211 212H209ZM159 212H161V213L159 214ZM185 212H188V213L185 214ZM206 212H208L209 214ZM1 214H3V213L1 212ZM108 214H109L108 215L109 219L112 220L115 217L116 213L110 212ZM196 214L198 216H196ZM201 214L206 215L207 217L206 216L203 217V215H201ZM130 216L132 219L130 218ZM189 216H191V219ZM199 216H201L202 220L200 219ZM209 217H211V219H213L212 220L213 223L210 221ZM220 218L223 220V222ZM203 219H206V220H203ZM207 221H209V222H207ZM126 222H127V224H126ZM214 223H215V225H213ZM92 224H95L94 226H96V227L92 226ZM132 224H133V226H131ZM137 226H139V227H137ZM101 229H102V231H101ZM128 230H129V228H128ZM134 230L136 231V233ZM90 231H92V232H90ZM138 231H141L140 232L141 235L138 233ZM101 232L105 233V237H103V239H101V237L104 234L102 235ZM174 232H177L176 236H175ZM241 233H243V234H241ZM138 234L142 237H139ZM173 234H174L175 238H173ZM179 235L181 236V238L179 239L181 242L186 241L185 239L187 238V241L192 240L191 242H193V243L189 242V244H188V242H186L189 246L182 244L183 245L182 247H184L183 248L184 250L181 249L180 243H178L179 246H176V245H178L176 241L174 244L175 239L178 241V238H176V237H180ZM199 235H200V237H199ZM98 238H100L101 240H99ZM105 238L107 241L105 240ZM147 238L150 241L147 240ZM139 239H141V240H139ZM224 240H225V242H222ZM102 241H103V243H102ZM134 241L138 243V244L135 243L136 245H138L135 247H136V249L138 248L139 251L141 250V252H142L141 255H143V256H139L138 255L139 251L136 250L135 248L134 249L132 248V247H134V245H133ZM140 241H142V244ZM180 241H178V242H180ZM107 242H108V244H107ZM131 242L133 244H131ZM154 242H155V244H154ZM198 242H200V243H198ZM244 242H246V243H244ZM259 242H261V244H262L261 246H260ZM43 243L40 244L39 249H40L41 255H44V256L47 254L50 255V257L52 258V261H51L52 263H49V264H66V263L61 262L60 254L62 253V249L56 250L58 254H55L54 249H51V250L46 249V246ZM160 243L162 244V246ZM164 243L167 247L164 245ZM139 244H140V246L142 245V247H139ZM246 244L249 245L250 247L247 248ZM257 244H259V245L257 246ZM129 245H133V246H130V248H127V246H129ZM159 245L163 248L160 249ZM173 245H175V246H173ZM254 245L257 248H255ZM95 246H97L99 249L98 248L96 249ZM143 246H145V247H143ZM186 246L189 248L190 251L187 249ZM107 247H109V248L107 249ZM118 247L121 248V251H123V253L121 252L123 255H120V249ZM173 247L176 248V250ZM177 247H179L178 248L179 250L177 249ZM251 247H252V249H250ZM114 248H116V250L118 249L119 251L117 250V252H116V250ZM145 248H148L149 250L145 249ZM170 248H171V250H169ZM129 249L130 250L132 249L133 251L135 250L133 252L134 256L137 255V257L139 256L142 258H139V257L135 258L136 256L134 257L132 255V250L130 251ZM142 249L146 250V251L148 250V252L142 251ZM163 249L164 250L168 249L167 251L170 252L171 254L167 253V251H165V252L169 255V257H165V255H164L165 253H164V251H162ZM247 249H249V251L251 250L249 255H248L249 252ZM94 250H97V251H94ZM113 250H115V251H113ZM182 250L183 251L186 250L185 251L186 253L184 252V254H183ZM193 250L195 251L194 255H191ZM179 251L183 256L179 253ZM151 252H152V254H151ZM187 252H191V253H187ZM84 253H87V255L85 256ZM125 253H126V256H124ZM127 253L129 254L128 258H126ZM15 254H16V256L22 255V251L14 249L13 254L9 255V259L7 260L8 263L10 262L12 264L13 261L15 263V259H13L15 257ZM105 254L107 256H105ZM162 254L164 256H162ZM167 254H166V256H167ZM185 254H186L187 258L185 256ZM34 255H36V253ZM195 255L198 257H196ZM82 256H84V257H82ZM119 256H120V258H119ZM130 256H131V258H130ZM188 256H189V258H188ZM248 256H250V257H248ZM106 257L108 259L111 257V258H113V260L110 258L109 260H111V261H109V260H107ZM122 257H124V258H122ZM133 257H134V259L132 260ZM3 258H5L4 255L0 254V264H8L6 262V259H3ZM129 258L131 261L129 260ZM150 258H151V260H150ZM185 258L188 260H186ZM195 258H196V260H195ZM240 258L242 260H240ZM255 258H256V260H255ZM140 259H141V262H140ZM142 259H144V260H142ZM199 259L201 261H199ZM104 260L105 261L107 260V261L105 262ZM156 260L158 262H156ZM146 261H147V263H145ZM148 261H150V263H148ZM234 263H230V264H234ZM20 264H22V263H20Z\"/></svg>",
    "mask_w": 264,
    "mask_h": 264
},
{
    "label": "built area",
    "instance_id": "3",
    "mask_svg": "<svg viewBox=\"0 0 264 264\" xmlns=\"http://www.w3.org/2000/svg\"><path fill=\"white\" fill-rule=\"evenodd\" d=\"M89 136L93 141H101L105 135V129L102 125L92 124L88 130ZM124 151H117L114 155V159L121 163L124 159ZM106 207L109 211H122L126 208V202L122 195L118 192H114L109 195L106 201Z\"/></svg>",
    "mask_w": 264,
    "mask_h": 264
}]
</instances>
